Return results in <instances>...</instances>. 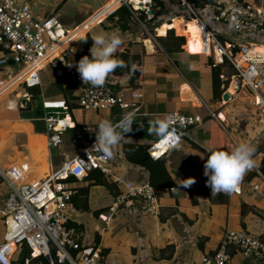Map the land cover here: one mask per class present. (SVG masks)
I'll return each mask as SVG.
<instances>
[{
	"label": "crops",
	"instance_id": "obj_1",
	"mask_svg": "<svg viewBox=\"0 0 264 264\" xmlns=\"http://www.w3.org/2000/svg\"><path fill=\"white\" fill-rule=\"evenodd\" d=\"M72 1L19 0L21 3H30L36 16H56L62 24L67 25L66 28L88 23L89 27L78 29L82 31L75 40L85 37L88 32L91 37L115 33L122 38L118 50L128 52L132 67L140 70L139 77L131 84L130 74L111 73L106 81L113 82L114 88L118 86L117 92L137 91L143 94V104L135 112L132 128L135 125L138 128L152 126L157 119H163L166 112L174 110L204 117L202 126L195 129L193 138L171 150L162 160L152 159L148 152L149 146L155 141L152 137L158 136L152 128L146 131L149 135L145 137L122 135L119 144L113 149L110 163L113 172L135 184L152 182L162 208L160 215L121 207L113 219L105 223L101 215L107 213L115 203V190L108 186L112 196L104 192L101 187L103 184L95 182L99 178V172L96 171L84 180H70L76 188L72 202V224L85 232L89 244L104 251L105 264H199L206 255L214 254L226 228L248 231L264 239V196L253 189L255 181H240L238 191L220 192L212 197L203 191L204 165L212 153L231 152L241 143H247L255 149L264 143V132L262 134L260 131V116L251 106L249 91L241 90L239 99H229L227 102L224 95L229 93L231 97L230 92L233 90L227 89L221 81L222 97L215 96L213 52L209 55L202 51V31L197 19L190 18L188 15L191 16V13L179 15L185 7L178 0H172L173 4L168 3L167 12L160 18V26L152 33L140 19V12H136L145 10V7L137 9L132 4L133 15L138 22L131 30L122 31L118 17L107 20L121 3L115 0H91L81 15L75 12L74 16H67V7ZM220 1L227 0H214L215 4L199 10L200 16L209 23L224 45L234 44L237 47V44L244 42L242 40L249 43L246 36L240 38L227 24L211 21ZM252 1L264 3V0ZM180 24L183 26L182 31H179ZM255 35L256 40L250 42L264 49V32ZM177 36H183L185 43L180 44L175 39ZM147 39L152 40L151 45H147ZM8 65L16 64L10 61ZM17 66L20 71V66ZM224 70L226 73L232 72L228 66H224ZM15 74L13 71L9 73ZM72 83H60L54 75L53 79L42 77V84L38 87L42 97L64 100L69 106V102L73 104V100L77 101L78 89ZM68 84L73 87L64 96L59 85L65 89ZM28 88L15 83L9 90L15 93L7 94V90L4 98L0 99V167L27 164L26 181L43 179L79 152L83 146L82 142H75L79 127H98L104 120L117 124L127 112H134L133 109L119 107L96 111L73 106L68 109V115L77 125L74 136L71 137L68 130L65 144L51 149L45 122L36 118L35 111L39 105L32 100ZM211 111L220 116H211ZM44 112L46 114L45 108ZM256 113L259 118L255 116ZM78 132H81L80 129ZM142 132L147 134L145 130ZM253 157L259 165L264 158L262 153ZM103 177L112 185V177ZM189 178H194L195 183L188 188L181 187L184 180ZM246 182L252 192L261 197L247 195L244 189ZM81 189L87 190L88 198L84 193L79 194ZM8 190L7 184L0 180V206L5 203ZM84 210L88 213H84ZM229 264L249 263L241 252H233Z\"/></svg>",
	"mask_w": 264,
	"mask_h": 264
},
{
	"label": "built area",
	"instance_id": "obj_2",
	"mask_svg": "<svg viewBox=\"0 0 264 264\" xmlns=\"http://www.w3.org/2000/svg\"><path fill=\"white\" fill-rule=\"evenodd\" d=\"M123 2L126 3V0ZM178 2L199 22L202 51L209 55L213 52V66L224 65L229 60L225 67L228 66L232 72L226 73L224 70L220 77L227 89L233 90L230 99H239L241 90L251 93V106L260 116L258 120L263 134L264 49H260L258 44L243 42L237 44L239 50L233 56L232 50L236 45L226 46L222 43L209 23L200 16L192 0ZM141 4L151 10L149 6L153 2L142 0ZM211 21L229 24L232 31L237 33L264 32V3L257 4L252 0L220 1ZM82 26L87 28L89 24L69 29L56 16H36L28 2L0 0V45L9 51L8 54L2 53L0 65L13 61L20 66L17 74L0 80V96L12 89L15 83L26 87L41 85V73L50 66L58 82L74 83L78 89L77 103L81 108L106 111L119 107L139 111L143 104L142 93L117 92L113 82L109 81L99 87L83 82L77 71L79 61L73 55L82 38L68 41ZM67 63L72 66L69 67ZM43 106L49 146L51 149L60 148L65 144V133L77 128V125L68 115L69 106L64 100L43 97ZM211 116L218 118L220 115L211 111ZM169 118L168 135H158V139L148 148L155 159L167 156L184 141L191 140L194 129L204 122L200 114H184L176 110L166 112L162 120ZM79 129L81 132H78ZM79 129L75 139L76 143H83L79 152L41 180H25L27 164L0 167V180L9 188L6 201L0 206V217L7 225L4 241L0 243V264H19L17 259L24 243L28 244L32 255L31 259H25L24 264H105L103 251L89 244L85 232L73 225L71 218L76 188L70 178L84 180L95 169L112 177V184L116 187L115 203L107 213L101 215L105 223L108 224L121 207L136 208L151 215L161 214L155 186L150 181L135 184L116 175L110 167L111 157H106L99 150L89 151L96 143L98 127ZM260 153L264 157V150ZM253 169L257 173L252 180L255 181L253 189L264 196V174L256 161ZM241 181L246 180L242 178ZM233 252H241L249 264H264V239L248 231L226 228L214 254L206 255L199 264H229Z\"/></svg>",
	"mask_w": 264,
	"mask_h": 264
},
{
	"label": "clouds",
	"instance_id": "obj_3",
	"mask_svg": "<svg viewBox=\"0 0 264 264\" xmlns=\"http://www.w3.org/2000/svg\"><path fill=\"white\" fill-rule=\"evenodd\" d=\"M94 44L90 49L91 56H84L77 65L84 83L93 86H103L106 79L118 67H124V62L116 59L114 54L122 44V38L113 33L110 36L104 34L92 37ZM69 67L71 63H67ZM135 70V66L133 67ZM170 119H157L152 125V131L161 137H166L169 131ZM135 112H127L123 118L113 124L104 120L98 124L96 143L91 150H99L106 157H112L113 149L119 144L122 135L133 131ZM254 147L247 143H241L231 152L216 151L210 155L204 165V175L208 177L207 185L212 194L220 192L231 193L239 190V184L247 171L255 166L253 154ZM195 183L194 178L184 180L180 185L188 188Z\"/></svg>",
	"mask_w": 264,
	"mask_h": 264
},
{
	"label": "trees",
	"instance_id": "obj_4",
	"mask_svg": "<svg viewBox=\"0 0 264 264\" xmlns=\"http://www.w3.org/2000/svg\"><path fill=\"white\" fill-rule=\"evenodd\" d=\"M194 1V5L196 7L197 10H202L204 9L207 5H212V4H215L214 0H193ZM153 4L151 6V11H152V15H151V18H150V15L149 13L147 12V10H140V19L142 20V22L144 24H146L147 28L153 33L155 28H157L158 26H160L161 22H160V18L165 15V13L167 12L168 10V3H172V0H152ZM179 3V2H178ZM173 4V3H172ZM108 8V6H107ZM133 8H132V5H126V4H123L121 5L116 11H114L113 13H111L108 17H107V20H114L118 17V23L120 24V29L122 31H128V30H131L133 28V26L135 25V23H137V21L135 20L134 18V15H133ZM103 11V10H101ZM100 11V12H101ZM189 14V11H187V9H182V11L179 13V15H185V14ZM97 15V14H96ZM190 18H194L193 15L190 16V14L188 15ZM52 17V16H50ZM184 24V23H183ZM183 30V26L182 24H180V30L179 31H182ZM169 32L173 33L174 34V31L173 30H170ZM163 39V38H161ZM175 39H177L180 44H183L185 43V38L183 36H177L175 37ZM163 42V41H162ZM164 43V42H163ZM94 44V41L92 40V37L90 35V33H88L84 38H82L81 40L78 41V45H77V49L76 51L74 52V59L76 61H80L84 56H91V52H90V49L92 48ZM238 46L235 47L233 50H232V55L235 56L237 55L238 53ZM0 52L1 53H7L9 51L5 50L1 45H0ZM114 57L120 61H123L124 62V67H118L117 69L114 70L113 73H116V74H121V75H125L126 73L130 74L131 75V78H130V82L131 84H134L136 82V79L139 77V74H140V70L137 68L136 70H133L132 68V61H131V58L130 56L128 55V52H119V50L114 54ZM229 64V60H226V63L224 65H220V66H217L215 67V84H214V92H215V96L217 98H221L222 97V94H223V91L221 90V74L223 72V68L225 65ZM1 66V65H0ZM74 84V83H72ZM72 84H68L67 87H65V89H63V86L62 85H59V90L64 93L65 95L64 96H67L69 93L68 91L71 89ZM28 88V87H27ZM119 87L116 86L114 89L117 91ZM29 91H31V98L32 100L36 101L38 100V98H43V94L41 92V90L39 89L38 86L36 87H30L28 88ZM76 100H73V104H71V102H69V108H73V106H79V104L77 103ZM80 107V106H79ZM37 116L36 118L39 120V119H43L45 117V112H44V108H43V100L42 102L39 104V106L37 107V111H35ZM136 127H133V131L129 132V133H126V135H131V136H134V137H139V136H142V137H145V135H149V133H147L146 131L149 130V128H152V126H143V127H137V125H135ZM202 126V125H200ZM199 126V127H200ZM80 128V127H79ZM198 128V127H197ZM76 128H71L69 129V133L71 135V137L74 136L76 130ZM139 129V130H138ZM196 129V128H195ZM194 129V131H195ZM145 130V133L147 134H144L142 131ZM138 131H140V133H138ZM193 131V133H194ZM151 136V135H150ZM153 140H157L158 139V136H154L152 137ZM264 150V144H261L259 145L257 148H255V152L254 154L256 155L257 153H260ZM56 153V152H55ZM253 154V156H255ZM150 155V153H149ZM150 157L154 160H162L164 159L165 157H162L160 159H155L153 158L151 155ZM259 169L260 171L264 174V158L262 159L260 165H259ZM99 172V178L95 181L96 184H103V185H107L109 186L111 189L113 188L115 190V194H116V187L112 184H109V182L103 177L104 174L98 170V169H95L94 171H92L89 176L94 173V172ZM257 173L254 169H251L249 171L246 172V174L242 177L244 180H247L248 182L252 181L255 177H256ZM75 180L74 178H70V180ZM207 180H208V177L205 176V178L203 179V191L206 195L208 196H213L215 194H212L211 192V188L207 185ZM152 183V182H151ZM153 184V183H152ZM81 193H84L86 198H88V193H87V190L83 191L82 189L79 191V194ZM219 193H217L216 195H218ZM74 199V198H73ZM88 200V199H87ZM103 254H104V251H103ZM27 258H32V255H31V249L29 248L28 244L27 243H24L23 246H22V250L20 251L19 255H18V259H17V262L19 264H24V261L25 259Z\"/></svg>",
	"mask_w": 264,
	"mask_h": 264
},
{
	"label": "rangeland",
	"instance_id": "obj_5",
	"mask_svg": "<svg viewBox=\"0 0 264 264\" xmlns=\"http://www.w3.org/2000/svg\"><path fill=\"white\" fill-rule=\"evenodd\" d=\"M19 1V0H18ZM104 1H107V0H104ZM88 2H92L91 0H73L72 2H71V5L70 6H68L67 7V16H74V14H75V12L77 13V15H81V13L82 12H84L85 10H84V7L85 6H87V4H88ZM21 3V2H20ZM144 4H145V2H143ZM123 4H126V5H132V4H136L135 3V1H133V0H126V3L125 2H123V0L121 1V4H120V6L121 5H123ZM143 4V5H144ZM143 5H141V6H143ZM133 6V5H132ZM151 6L152 5H150L149 7L151 8ZM147 10V12H148V9H146ZM136 12H140V11H136ZM149 15H152V14H149ZM136 20V19H135ZM137 21V20H136ZM138 22V21H137ZM64 27L66 26L67 27V25H65L64 23L62 24ZM228 25V27L229 28H231V26L229 25V24H227ZM71 29H74V27L73 26H71L70 27ZM89 33V32H88ZM87 34V33H86ZM238 34V36L240 37V38H244V36H246V39L247 40H249V42L250 41H255L256 40V35L254 34V33H247V32H240V33H237ZM80 38H84V36L83 37H80ZM79 38V39H80ZM242 41H244V42H246V40H242ZM248 42V41H247ZM259 43V42H258ZM263 44H264V41H263ZM14 72V73H18V71H19V67L17 66V65H6V66H1L0 67V78H6L7 77V75H9V73H11V72ZM41 75H42V77H43V79H45V78H47V77H49V78H51L52 77V79H53V77H54V73H53V70H52V68L49 66V67H47L46 68V70H43L42 71V73H41ZM51 76V77H50ZM56 86V84L55 85H53V88ZM22 90L23 91H25L26 89L25 88H22ZM13 90H11V91H9L7 94H12L13 95V93H15V92H12ZM15 97V96H14ZM4 98V97H3ZM47 98H50V99H54L53 97H47ZM42 102V99L41 98H38V100H36V102L35 103H38V105L40 104ZM257 118H259L258 116H257V113H256V115H255ZM249 185V183L248 182H246V184L244 185V189H245V191L247 192V195H249V196H256V197H261L259 194H256L255 192H252V189L248 186ZM102 188H103V191L104 192H106L108 195H110V196H112L111 195V190H110V188L108 187V186H106V185H103V186H101ZM84 213L85 212H87V210H84L83 211ZM76 213V212H75ZM75 213H72V215L73 214H75ZM88 213V212H87ZM105 214V213H104ZM101 219H102V217H101ZM103 220V219H102ZM6 231H7V225H6V223H5V221H4V219L3 218H1L0 217V243H2L3 242V240H4V237H5V234H6ZM141 264V263H140Z\"/></svg>",
	"mask_w": 264,
	"mask_h": 264
},
{
	"label": "bare ground",
	"instance_id": "obj_6",
	"mask_svg": "<svg viewBox=\"0 0 264 264\" xmlns=\"http://www.w3.org/2000/svg\"><path fill=\"white\" fill-rule=\"evenodd\" d=\"M115 1H116V3H121V0H115ZM133 1H135V3H136L135 5L137 6V9H140V8L142 9V6H141V5H142V4H141V3H142V0H133ZM105 11H106V10H105ZM105 11H104V12H105ZM104 12H102V14H103ZM102 14H101V15H102ZM81 31H82V29H81V30H78L77 32H75V33L73 34V36H72L71 38H69L68 41L71 42V41L75 40L76 35H80ZM6 92H7V91H6ZM6 92H5V93H6ZM2 97H3V96H0V99H1Z\"/></svg>",
	"mask_w": 264,
	"mask_h": 264
},
{
	"label": "water",
	"instance_id": "obj_7",
	"mask_svg": "<svg viewBox=\"0 0 264 264\" xmlns=\"http://www.w3.org/2000/svg\"><path fill=\"white\" fill-rule=\"evenodd\" d=\"M148 13H149V14H152V11H151V10H148ZM146 43H147V45H151L152 40H151V39H147V40H146ZM224 99L228 102L229 99H230V94H229V93H225V95H224Z\"/></svg>",
	"mask_w": 264,
	"mask_h": 264
}]
</instances>
